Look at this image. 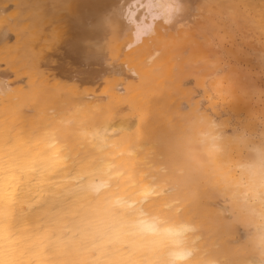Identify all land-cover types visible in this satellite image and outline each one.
Wrapping results in <instances>:
<instances>
[{
  "label": "bare ground",
  "instance_id": "bare-ground-1",
  "mask_svg": "<svg viewBox=\"0 0 264 264\" xmlns=\"http://www.w3.org/2000/svg\"><path fill=\"white\" fill-rule=\"evenodd\" d=\"M2 1L25 3L29 80L15 89L0 80V264H169L175 246L152 233L150 224L156 220L161 227L180 222L195 226L182 245L191 249V256L181 264H264V257L250 254L259 249L264 255V142L257 143L242 129L237 136L223 134L228 118H219L226 123L220 126L209 118L211 113H197L198 104L189 101L184 105L193 118H184L176 101L177 95L186 96L185 89L164 83L174 79L170 66L165 64L163 74L154 72L166 62L163 39L176 28L200 23L195 16L206 20L215 4L228 13L237 11L238 1L263 11L264 0H199L195 15L185 0H144L142 5L141 0ZM148 4L156 7L142 10ZM180 15L189 21L192 15L194 22L180 17L176 24ZM166 19L175 21L163 23ZM145 24L150 30L139 35ZM54 36L61 38L58 45ZM98 53L110 69L104 73L123 76L105 81L102 98L90 99L93 95L74 82L66 85L56 78L58 66L65 68L60 73L69 71L70 81L91 75L99 60L92 54ZM78 62H84L83 72L74 65ZM42 64L56 67L43 71ZM231 83L227 85L234 87ZM215 86L218 96L227 95ZM123 104L135 119L131 132L120 111ZM231 105L227 110L235 112ZM242 148L249 149L245 155ZM217 193L227 196L235 218L253 227L244 250L230 243L233 224L209 204Z\"/></svg>",
  "mask_w": 264,
  "mask_h": 264
},
{
  "label": "rangeland",
  "instance_id": "rangeland-1",
  "mask_svg": "<svg viewBox=\"0 0 264 264\" xmlns=\"http://www.w3.org/2000/svg\"><path fill=\"white\" fill-rule=\"evenodd\" d=\"M197 1H199V0H196V3H195V0H188V1L185 0L186 5H188L187 8L190 7L189 11H191L190 13H192V14H193V11L194 10L196 11L197 7L199 5H201V4H198L201 0L199 2H197ZM2 2L3 1L0 0V9H1L0 11H2V13L0 12V30L2 31V29H4L3 27H6L7 29L5 28V31L7 30L8 32L6 31V33H5L6 34L5 40H3V41L0 40L1 41L0 47L2 46V48H0L1 49L0 50V80H2L3 83L8 82L10 84V87L12 89H15V88H18L17 87L18 85L19 86L21 85V87L26 86L28 84V80H29V73H28L29 68H28L27 45H26L27 39H28V27H27L28 18L24 14L25 12H23L25 10L24 9L25 3H17V6H16V3H11V2H3L2 3ZM240 3L238 1V3H236L235 6L236 7L241 6V9L238 7L236 9V7L234 6V9L237 10L235 12L233 10V12L235 14L233 12H232L233 14L228 13V12H223L222 10H219L217 5L215 4L216 6L215 5L214 6L216 8L213 6V9H212L213 13L211 15L206 14V16H207L206 20L198 19L199 17L195 16L194 18L196 19V21L199 20V22H200L202 20L201 21L202 23H203V21H205L203 24H201V22L196 24V25H198L197 26L198 28L201 27L200 30H198L197 27L195 28V26H196L195 24L190 25V26H188L186 24L188 28H184V29L183 28L181 29V27L176 28L175 29L176 31L174 30L175 34H172L171 32H173V31H170L171 34L166 36L163 39V46L162 47H163V49L166 48V50L162 51V53L163 52H165V53H164V55L161 53V55L164 56V62H165V60H166V62L167 61L168 62L167 63L163 62L164 64L162 63L163 65H160L158 68L154 69V72L156 75H160L159 73H160V71H162L161 73L163 74V71H164L163 69L165 67V64H166V66L167 65L170 66V68H171L170 70L172 72V76L174 78L173 80L175 83H170L171 80H169V79H166L164 81V83L170 89H172L173 87L175 88V86H174L175 84L179 85L180 89L181 88H183V90L185 89L184 91H186V96L185 97H181V96L179 97L177 95L179 100L176 101V102H178V101L180 102V107L182 108V110L186 114L183 116L184 118L185 117L193 118V115L188 113V111H187V107H186L187 105L186 106L184 105V104H187V101H189L191 103H195V105L198 104L199 107H198L197 113H199V114L205 113V114H207V116H208V114L210 116V113H211L212 116L209 118L213 117V119L216 120V122L219 121L220 126H224V125H222V123L226 124L225 122H221L224 120L227 121L226 118H228L227 122L229 124L233 125V122H234L235 125L234 126L231 125L233 128H230L231 126L229 127V124H227L228 126L225 125V128L221 127V129H220L218 127L220 129V131L223 128V130H224V131L222 130V133L224 132L223 134H227V135L230 134V136H232V135L237 136L240 133L239 129H242L243 131L240 130V131H242V133L244 132V134H246L248 136L251 134L254 137L252 139H254L256 142H257V140L264 142V136H262L264 134V109H263L264 106L262 104V101L258 100L259 97L263 98L262 100H264V36H262V34H261V33H263V35H264V31H263L264 30L263 29L264 28V18H261V17H263L262 13L264 12V9L262 11V9L259 10V7H256V8L254 7L253 11L257 12V14L255 15V13L251 9H247L248 6L246 4L243 5L242 2H240ZM19 5H21V7ZM194 5H196L197 7ZM193 6H194V8L195 7L196 8L194 9ZM206 8H208V6H206ZM3 9H4V11H3ZM238 9H240L239 10L240 12L238 11ZM14 10H16V11H14ZM198 12L199 11L197 10V13ZM242 12L246 13V17H249V20L251 19L249 21V22H251V24L248 22V20H247L248 18L246 19L245 14L243 15ZM195 14H196V12L194 13V15ZM251 14L254 16H257V18L254 16H253L254 18L253 17L250 18V16H252ZM234 16H235V18L238 17L240 19V21L238 20L239 23L237 22V19L234 18ZM180 17L184 18V16H181V15L178 17H175V20H176L175 23L176 24L179 22V20H181V19L178 20V18H180ZM189 17H190V15H188V17L186 16V18H189ZM214 17H216V18H214ZM255 18H256V20H255ZM192 19H193V17L191 15L190 21L193 23L194 20H192ZM177 20H178V22H177ZM186 20H188V19H185V21ZM257 20H258L257 25H254ZM174 21L172 20L171 23H173ZM190 21L188 20V21H186V23H188ZM196 21H195V23H196ZM180 22H182V21H180ZM253 22H254V24H253ZM8 23H10V24H8ZM22 24H24V25H22ZM166 24H164V25H166ZM205 24H207V25H205ZM246 24H248V25H246ZM10 25H13V26H10ZM251 25H252V27H250ZM253 25L256 28L253 27ZM9 26L11 28H9ZM203 26H204V28H203ZM12 29H13V31H12ZM171 30H173V29H171ZM233 31H234V34H233ZM255 31H257V32H255ZM106 37L108 38L109 42L111 43V38H112L111 33H107ZM54 38L56 41L55 45H58L61 38L56 39V36H54L53 40H54ZM60 49H63V48H60ZM169 52H171V54H169ZM109 53H110V50L108 49L107 53H104L103 55L106 56ZM68 54L69 55L66 57H68V58L73 57V55L71 53H68ZM98 54L97 55L95 54V56H94V54H92V57H96L99 60L97 62H94L93 65L94 64L95 65L94 66L92 65V67H91V69L94 70L93 73L96 74L98 76V78L96 75H94L92 73L91 75H89L87 77H82L81 79H77L76 81H70L69 80L70 77L68 75H66L67 73H69L68 70H66L65 74L60 73L61 71L63 72V69H65L64 66H61V67L58 66L57 68H55L56 66H52V65L44 66L42 64V66H40V69L44 68L43 71H45V70H48L47 66L48 67H54L58 73L57 74L58 76L56 78L59 79V81H61L62 83L66 84V85H68V84L72 85L73 84L72 82H74V86L77 87V89H79V88L84 89L87 91V93H90L91 96L93 95L90 99L102 98L101 97L103 94V92H102L103 88L102 87H103L105 81L107 79L108 80L113 79L114 77L117 80L118 79L120 80L123 76L113 75L110 72L104 73V70H105V72H108L110 69H108L109 66H107L106 63L102 62L103 60H101V59H103L102 58L103 56L101 54H99V55ZM167 54H169V55H167ZM193 55H195L196 59ZM56 56H57V58L60 59L61 55L59 56L58 54H55V57ZM99 56H100V58H99ZM183 56L184 57L188 56V57L185 59H182V58H184ZM190 56H192V57H190ZM107 59H109V58L107 57ZM169 60H171V61L169 62ZM179 60H180V62H179ZM189 60H191V61H189ZM178 62H179V65L177 64ZM189 62H191V63H189ZM170 63H172V64H170ZM74 65H78V69H79L78 72H83V70L85 69L84 62L74 63ZM198 65H200V66H198ZM90 66H91V64H89V67ZM177 66H180V67L177 68ZM167 67H165V68H167ZM11 68H13V69H11ZM160 68L161 69L163 68V69L161 70ZM106 69H108V70H106ZM58 70H59V72H58ZM101 70H103V71H101ZM100 74H102L103 76ZM173 74L176 76H174ZM177 74H180V75H177ZM224 75H227V76H224ZM197 76H199V78H201V79H198ZM217 76H219V77H217ZM196 77L198 80H202V81H200L201 85H199L200 84L199 81L197 82ZM216 77H217V79L219 78L220 80L219 79L215 80ZM224 77H226L225 80H224ZM229 78H232L231 81H234L233 84H235V86H234L235 88L228 86L229 82L231 83V81H227L226 79H229ZM213 79H214V81H212ZM173 80L171 82H173ZM211 81H212V84L210 83ZM218 81L223 83V85L221 83H220L221 85H219V84L216 85L215 83L216 82L218 83ZM224 81H226L228 84V85L226 84V86H228L230 88V90L232 89V91H231L232 94L228 93L229 89H227L226 86H224V84H225ZM241 83H243V84L241 85ZM100 84H101V86H100ZM208 84L210 85V87H208L209 86ZM233 84L231 83V85H233ZM212 85L217 87V89H216L217 91H219L218 88H220V90L221 89L226 90L225 92H227L226 94L227 95L229 94V96L224 95V93L221 92L222 95L224 96L222 98L223 101L227 97V99L225 100L226 102L225 101L224 102L222 101L223 103L220 102V99H221L220 97H222V95L220 94V96H218V94H217L218 92L216 93V91H213L215 89L214 86H213V88H211ZM218 86H220V87H218ZM221 86L223 88H221ZM249 87L250 88L253 87L254 89L252 88V90L250 91ZM256 88H258L259 92L256 90ZM236 89L239 91V93H237L238 91ZM205 90H207L209 93H207ZM254 90H255V95H256L257 101L254 100L255 99V96H253ZM204 91L206 92V94L204 93ZM233 92H235V93L233 94ZM207 94L209 96L211 95L210 97L208 96L211 103H209V101H208L209 99L206 97ZM233 95H235L234 100L231 97ZM249 95H250V97H249ZM211 99L215 100V101H213L214 103L212 102ZM229 99H232L233 102H231V103L227 102ZM194 100H196V101H194ZM240 101H241V103H240ZM236 102H237V104H236ZM263 103H264V101H263ZM231 104L235 106L233 110L236 109V111H235L236 113L234 111H232V109H231L232 112L228 111L229 110L228 107ZM172 105H175V104L174 103L171 104V107H173ZM182 105H184L185 107ZM223 105H225V107H223ZM232 105H231V107L233 108ZM238 105L241 107H239ZM258 105L260 106V108ZM127 108H128V106L123 104L120 107V111L127 120L126 124L130 125V126H128V128L133 127L135 129L136 124H135L134 116L131 115L129 108L128 109ZM204 108L206 110H204ZM200 110H202V111H200ZM239 110L242 114L240 112H238ZM237 112L240 114H238ZM246 112H248V114ZM234 113L236 114V116H237V114L240 116L236 117L234 115ZM249 113L251 114L250 116H249ZM238 117H241L240 120H241L242 126L239 125L240 120H239V122H237ZM249 117H250V119H249ZM219 118L220 119L224 118V120L220 121ZM252 118H255V120L253 119L254 121H252ZM244 119L245 120L247 119V122L249 125L251 124V122H249L250 120L253 122L252 125L255 128H253L251 125L250 126L248 125V127H250V129L252 128V130H255V132L248 129L247 122H245ZM133 120H134V123H133ZM257 120H258V122H257ZM242 121L244 123H246V126L243 127L244 123H242ZM254 123H256V124L258 123V125L255 126ZM261 124L263 126H261ZM237 127H238V129H237ZM245 127H247V128H245ZM260 127L262 130H260ZM130 128L128 129V130H130L128 132H131V130H133V128H131V129ZM234 128L237 131H233ZM259 130H260V132H258ZM254 133L257 134L258 136L255 135ZM199 135H203V134L199 133ZM252 136H250V137H252ZM256 137H258L259 139ZM260 137L263 139L261 140ZM263 145H264V143H263ZM263 148H264V146H263ZM242 149H240L242 152V155H243L244 151L246 152L247 150H249L248 148L247 149L242 148ZM245 154L246 153H244V155ZM224 196L225 195L222 196L221 193L220 194L219 193L213 194L211 196V198H209L210 199L209 204H210V206H213V208L215 207V209L222 210L223 215H222V213H220V214L223 216V218L227 222H230L233 224L232 241L230 243L233 245L239 246L240 249L241 248L243 249L244 247H245L244 249H246V247L248 245H250L248 243L247 238L251 234L250 232H252V230H251L252 226H250V224L246 225V223H244V222L238 220V218L234 217V214H235L234 210H232V208H230V205L228 202L229 200L227 201V199H228L227 196H225L226 200H225ZM223 208H224V210H223ZM219 210H218V212H219ZM250 254L253 258L264 257V255L260 253L259 249H258V251L255 250L254 252H252Z\"/></svg>",
  "mask_w": 264,
  "mask_h": 264
},
{
  "label": "clouds",
  "instance_id": "clouds-1",
  "mask_svg": "<svg viewBox=\"0 0 264 264\" xmlns=\"http://www.w3.org/2000/svg\"><path fill=\"white\" fill-rule=\"evenodd\" d=\"M164 23H171V20L166 19ZM160 223L159 220L151 222L152 233L168 239L175 246L169 253V264H181L182 261H186L191 256V249L182 245L187 234L195 230V226L190 223L180 222L176 224H164L161 227Z\"/></svg>",
  "mask_w": 264,
  "mask_h": 264
},
{
  "label": "snow or ice",
  "instance_id": "snow-or-ice-1",
  "mask_svg": "<svg viewBox=\"0 0 264 264\" xmlns=\"http://www.w3.org/2000/svg\"><path fill=\"white\" fill-rule=\"evenodd\" d=\"M144 4V0H141V5ZM154 7H156V5H153V4H148V5H145V7H142V10H146V8L151 11ZM165 11H167L165 9ZM162 14V13H161ZM150 30V26L148 25H140L139 29H138V34L139 35H143L145 32L149 31Z\"/></svg>",
  "mask_w": 264,
  "mask_h": 264
}]
</instances>
